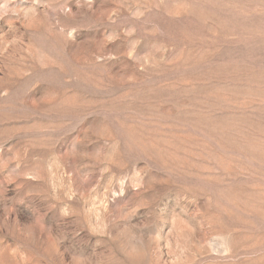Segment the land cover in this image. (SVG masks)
<instances>
[{
    "label": "rangeland",
    "instance_id": "374dc122",
    "mask_svg": "<svg viewBox=\"0 0 264 264\" xmlns=\"http://www.w3.org/2000/svg\"><path fill=\"white\" fill-rule=\"evenodd\" d=\"M0 264H264V0H0Z\"/></svg>",
    "mask_w": 264,
    "mask_h": 264
}]
</instances>
